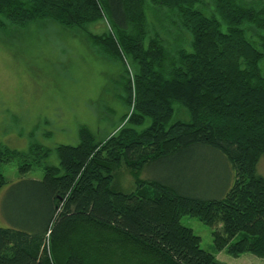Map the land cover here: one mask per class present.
<instances>
[{
    "label": "trees",
    "instance_id": "trees-1",
    "mask_svg": "<svg viewBox=\"0 0 264 264\" xmlns=\"http://www.w3.org/2000/svg\"><path fill=\"white\" fill-rule=\"evenodd\" d=\"M149 2L166 26L151 27L147 0H0V29L50 21L118 62L125 107L102 140L80 126L76 146L0 147V190L7 185L2 165L16 161L19 182L9 196H24L34 212L14 222L19 228H0V264H221L180 225L183 216L212 230L216 252L264 258V177L257 172L264 0ZM105 21L102 34L86 30ZM172 32L181 45L171 48L163 37ZM194 148L230 167L234 182L221 196L204 199L141 178L145 168ZM51 154L58 166L43 165L41 180L23 179ZM121 168L133 180L130 192L114 186Z\"/></svg>",
    "mask_w": 264,
    "mask_h": 264
},
{
    "label": "rangeland",
    "instance_id": "rangeland-1",
    "mask_svg": "<svg viewBox=\"0 0 264 264\" xmlns=\"http://www.w3.org/2000/svg\"><path fill=\"white\" fill-rule=\"evenodd\" d=\"M146 15L151 27L167 25L166 17L149 0ZM107 28L105 21L87 26L86 30L102 34ZM182 36L188 41L186 34ZM163 38L171 48L180 44L177 33ZM123 74L118 62L101 54L78 32L50 21L25 27L7 24L0 29V147L26 152L32 144L48 149L76 146L80 126L87 127L96 140L104 139L113 132L111 124L125 113L120 102ZM46 164L58 166L56 156L51 154L23 179L41 180ZM1 171L7 185L0 190V228H19L14 222H28L34 214L33 206H26L24 196L18 195L15 202L9 196L19 182L18 163L4 164ZM231 172L212 152L194 148L178 159L145 168L141 178L158 180L180 193L209 199L232 187ZM257 172L264 177V156ZM113 183L125 192L135 188L124 168L117 172ZM179 223L199 237L200 248L221 264H264V258L251 254L233 257L224 251L216 252L212 230L197 218L183 216Z\"/></svg>",
    "mask_w": 264,
    "mask_h": 264
}]
</instances>
